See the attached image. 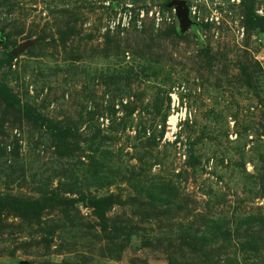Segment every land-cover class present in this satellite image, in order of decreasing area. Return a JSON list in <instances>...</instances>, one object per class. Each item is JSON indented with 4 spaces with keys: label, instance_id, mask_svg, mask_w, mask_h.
<instances>
[{
    "label": "rangeland",
    "instance_id": "rangeland-1",
    "mask_svg": "<svg viewBox=\"0 0 264 264\" xmlns=\"http://www.w3.org/2000/svg\"><path fill=\"white\" fill-rule=\"evenodd\" d=\"M0 264H264V0H0Z\"/></svg>",
    "mask_w": 264,
    "mask_h": 264
},
{
    "label": "built area",
    "instance_id": "built-area-1",
    "mask_svg": "<svg viewBox=\"0 0 264 264\" xmlns=\"http://www.w3.org/2000/svg\"><path fill=\"white\" fill-rule=\"evenodd\" d=\"M178 99V98H177ZM177 99H175L174 100V106L176 105V102H178L179 101V99L177 100ZM175 109V108H174ZM181 118V115L179 114V113H177L175 116H173L171 119H170V121H169V123H168V127H170V128H172L173 130L174 129H176L177 128V126H178V120Z\"/></svg>",
    "mask_w": 264,
    "mask_h": 264
},
{
    "label": "water",
    "instance_id": "water-1",
    "mask_svg": "<svg viewBox=\"0 0 264 264\" xmlns=\"http://www.w3.org/2000/svg\"><path fill=\"white\" fill-rule=\"evenodd\" d=\"M176 5V8H177V12H178V15L180 16V17H183L184 16V2H182V1H179V2H176L175 3Z\"/></svg>",
    "mask_w": 264,
    "mask_h": 264
}]
</instances>
